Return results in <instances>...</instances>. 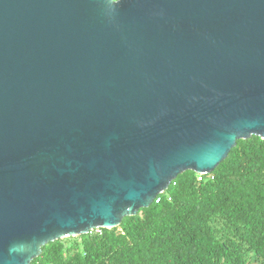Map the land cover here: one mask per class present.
<instances>
[{"label":"water","instance_id":"95a60500","mask_svg":"<svg viewBox=\"0 0 264 264\" xmlns=\"http://www.w3.org/2000/svg\"><path fill=\"white\" fill-rule=\"evenodd\" d=\"M264 139V0H0V264L115 228Z\"/></svg>","mask_w":264,"mask_h":264},{"label":"trees","instance_id":"16d2710c","mask_svg":"<svg viewBox=\"0 0 264 264\" xmlns=\"http://www.w3.org/2000/svg\"><path fill=\"white\" fill-rule=\"evenodd\" d=\"M199 177L180 173L121 225L49 242L31 264H264V139H239Z\"/></svg>","mask_w":264,"mask_h":264},{"label":"built area","instance_id":"2783aa9c","mask_svg":"<svg viewBox=\"0 0 264 264\" xmlns=\"http://www.w3.org/2000/svg\"><path fill=\"white\" fill-rule=\"evenodd\" d=\"M199 175H200L199 179H202V176H203V175H202V174H199ZM159 199H160V197H157L155 200H156V201H159Z\"/></svg>","mask_w":264,"mask_h":264},{"label":"rangeland","instance_id":"374dc122","mask_svg":"<svg viewBox=\"0 0 264 264\" xmlns=\"http://www.w3.org/2000/svg\"><path fill=\"white\" fill-rule=\"evenodd\" d=\"M167 191H168V190H167ZM167 191H166V192H167Z\"/></svg>","mask_w":264,"mask_h":264}]
</instances>
